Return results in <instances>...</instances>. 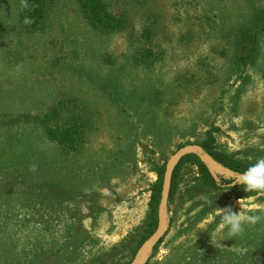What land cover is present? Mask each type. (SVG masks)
Masks as SVG:
<instances>
[{"label": "rangeland", "instance_id": "obj_1", "mask_svg": "<svg viewBox=\"0 0 264 264\" xmlns=\"http://www.w3.org/2000/svg\"><path fill=\"white\" fill-rule=\"evenodd\" d=\"M21 1L0 0V161L12 164L0 177L2 240L14 235L23 244L29 234L44 251L58 252L57 264H98L100 252L110 253L107 263L127 249L113 253V247L147 220L155 166L199 145L210 127L220 128L225 152L264 159V34L245 71L238 70L235 40L264 12V0H105L129 21L128 29L110 35L91 29L79 0H55L44 29L27 33L18 26ZM150 25L152 41L145 43L141 35ZM146 52L160 57L140 64L138 54ZM61 105L67 111L60 124H87L77 152L30 133L31 118L23 128L27 114L41 117ZM210 162L233 181L234 174ZM185 171L187 192L198 174ZM225 194L222 208L231 205L242 216L264 213V192L247 200ZM212 202L192 197L175 222L169 204L164 241L144 264H237L227 258L237 246L219 210L193 223ZM255 231L263 234L264 223ZM239 264L264 263L252 256Z\"/></svg>", "mask_w": 264, "mask_h": 264}, {"label": "trees", "instance_id": "obj_2", "mask_svg": "<svg viewBox=\"0 0 264 264\" xmlns=\"http://www.w3.org/2000/svg\"><path fill=\"white\" fill-rule=\"evenodd\" d=\"M25 2L27 7H23ZM54 2L55 0H22L21 7L18 12V26L27 33L42 31L49 16L51 6ZM79 6L81 8V15L83 19L91 27V29L97 33L110 35L122 32L129 27L128 19L124 16L114 15L110 11V8L105 0H79ZM26 19L29 20L30 23H25ZM3 28V25L0 24V39L4 36ZM263 34L264 12H261L253 18L250 24L245 25L244 28L240 29L239 33L235 36V40L237 42L236 46L239 49L236 59L238 70L243 69L242 71H245L249 64L252 65L254 63L260 51V37ZM152 36V26L150 25L145 27L141 38H144L143 40H145V43H149L152 41ZM146 53L147 54H138V56H140L138 57L140 64L148 65L155 56L156 58L160 57L159 54L154 52ZM64 109L65 108L62 105L55 107L47 111L46 114L41 117H31V114H25L26 122H24L25 125L23 124V128L27 130L28 126L26 127V124L28 125L27 122H30L27 120L31 118L34 123H32L33 126H29L31 129V131H29L30 133L32 131L35 133L40 132V134H42L48 142L56 144L57 147L63 151L69 153L77 152L82 148L85 141L84 137L87 130V124L79 121V119L69 121L70 123L66 122L60 124L59 122L62 121V111H67ZM4 124L9 123H5L3 121L1 126ZM219 132V127L215 125L210 127V129L206 132L204 140H202L199 145L203 148L204 152L220 166L231 172L241 174L258 161L242 160L237 158L235 154L225 152L220 148L218 143L217 135ZM25 162L24 160H20L17 164L23 166ZM10 165L12 164H6L5 162L0 161L1 178H6L3 176L8 174L6 170L9 169ZM185 167L195 168L197 171L195 173L198 174V176L194 178V184L187 192H184L182 187L184 176L187 174ZM165 169L166 164L161 166L156 165L154 168L158 178L151 186L148 216L144 225L131 233L120 245L113 247V253L117 252L119 248L127 249L118 251L117 257L112 258L111 261L107 263L104 262L106 256L110 255L108 252H100L97 256H95L96 258L94 259L97 260L98 264H130L142 245L152 237L158 227V208L161 200ZM231 183L232 181L222 178L220 183L217 182L209 172L207 166L198 156L188 155L184 157L173 174L170 189L169 204L175 205L174 218H172V222H175L179 217V208L182 207L186 201L192 199V197H196L198 195H204L207 198L213 197L215 202H212L208 207L202 208L197 213V216H195L193 223L196 226L206 215L219 210L217 207L222 208L225 200L224 197L226 196L225 192H227V189L222 188V186ZM221 191L225 192L220 194ZM229 191H231V194L236 200L256 198L263 193H247L244 192L239 185L232 187ZM193 205L188 209V211L193 208ZM197 205H200L201 207L202 202H196L194 206L197 207ZM260 216L261 220L255 225H252L254 227H250L251 224H245L243 232L232 237V241L235 239L233 243L237 247L230 250L229 255L227 256V258L231 261H229L230 263L234 262L239 264L240 261L244 262L245 259L248 261V259L252 256L253 259L262 260V263H264V233L260 234L255 231L256 228L259 229L260 223H264V213H261ZM26 235L27 236H23L21 238L23 244H20L21 240L16 238L17 236L14 237V235L4 240H2L4 237H0V264H46L51 259H56L55 262L58 261V252L54 249L47 252L44 251L46 249L45 247H42L43 242H41V240L37 239L36 241H31L28 238L29 234ZM52 238L53 237L49 236V240L51 239L50 241L55 239ZM130 241L131 244L128 245ZM163 241L164 238H162V240L156 245L153 250L152 257L156 256ZM261 244H263V246L257 247ZM32 252H34V256L33 259L30 260V254H32ZM120 254L121 259H124L123 261L118 260ZM247 255L249 256L247 257ZM55 264H57V262Z\"/></svg>", "mask_w": 264, "mask_h": 264}, {"label": "water", "instance_id": "obj_3", "mask_svg": "<svg viewBox=\"0 0 264 264\" xmlns=\"http://www.w3.org/2000/svg\"><path fill=\"white\" fill-rule=\"evenodd\" d=\"M188 155H196L198 156L201 161L207 166L209 172L213 176V178L220 183L221 178L216 172L212 169L210 165V160L213 161V163L219 165L216 163L209 155H207L203 148L198 144H192L185 146L178 150L167 162L165 174H164V180H163V187H162V193H161V200L158 208V227L152 237L147 240L142 247L138 250L137 254L135 255L133 261L130 264H144L146 259L152 254L154 248L156 245L162 240L164 236V228L166 224V213L168 210L169 205V196H170V189L172 185V179L173 174L180 164V162L183 160L184 157ZM220 166V165H219ZM222 167V166H221ZM223 168V167H222ZM225 169V168H224ZM227 170V169H226ZM229 171V170H228ZM231 172V171H229ZM234 174L232 178V183H234L238 177L239 174L231 172ZM231 183V184H232ZM235 187V186H233Z\"/></svg>", "mask_w": 264, "mask_h": 264}, {"label": "clouds", "instance_id": "obj_4", "mask_svg": "<svg viewBox=\"0 0 264 264\" xmlns=\"http://www.w3.org/2000/svg\"><path fill=\"white\" fill-rule=\"evenodd\" d=\"M23 7H27L26 2ZM25 23H30L25 20ZM239 185L244 192L260 193L264 192V159L258 160L255 164L247 168L243 173L239 174L238 179L228 185H223L222 188L230 190L233 186ZM225 191H221L223 193ZM240 206V202L237 201ZM221 214L223 226L227 229V236L234 237L241 234L245 224L255 225L261 220L260 215H240L239 211H234L231 205L223 208L217 207Z\"/></svg>", "mask_w": 264, "mask_h": 264}, {"label": "bare ground", "instance_id": "obj_5", "mask_svg": "<svg viewBox=\"0 0 264 264\" xmlns=\"http://www.w3.org/2000/svg\"><path fill=\"white\" fill-rule=\"evenodd\" d=\"M212 167V166H211Z\"/></svg>", "mask_w": 264, "mask_h": 264}]
</instances>
